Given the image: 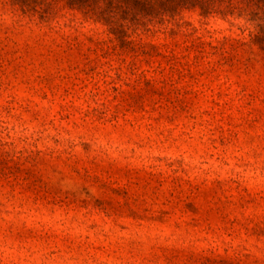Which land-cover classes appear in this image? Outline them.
<instances>
[{
	"label": "rangeland",
	"instance_id": "obj_1",
	"mask_svg": "<svg viewBox=\"0 0 264 264\" xmlns=\"http://www.w3.org/2000/svg\"><path fill=\"white\" fill-rule=\"evenodd\" d=\"M182 21L104 54L64 2L0 0V264H264V54L197 55L248 30Z\"/></svg>",
	"mask_w": 264,
	"mask_h": 264
},
{
	"label": "trees",
	"instance_id": "obj_2",
	"mask_svg": "<svg viewBox=\"0 0 264 264\" xmlns=\"http://www.w3.org/2000/svg\"><path fill=\"white\" fill-rule=\"evenodd\" d=\"M61 1L85 21L105 28L106 38H88L95 45L93 50L100 49L104 54L138 46L150 52L146 49L147 44L136 42L135 37L157 28H164L166 32L176 31L177 27L183 25L182 20L188 11L206 19L221 18L232 24L244 21L240 28L243 32L248 30L249 39L225 36L217 43L206 42L199 36L187 46L189 49L198 48L197 55H220L218 63L227 64L241 60L237 58L238 51H244L247 47H256L264 54V0H8L32 18L38 14L43 22H52L58 17ZM207 45L210 51L206 49ZM150 47L156 50V55H164L162 47L170 51L167 54L170 61L177 58L174 50H169L165 43L162 46L152 44ZM246 60H251V57Z\"/></svg>",
	"mask_w": 264,
	"mask_h": 264
}]
</instances>
